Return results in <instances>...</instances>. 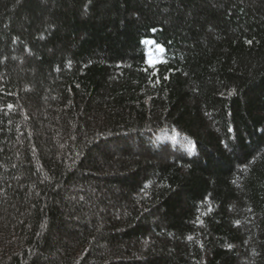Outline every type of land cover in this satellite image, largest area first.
<instances>
[{
    "label": "trees",
    "instance_id": "16d2710c",
    "mask_svg": "<svg viewBox=\"0 0 264 264\" xmlns=\"http://www.w3.org/2000/svg\"><path fill=\"white\" fill-rule=\"evenodd\" d=\"M0 264H264V0H0Z\"/></svg>",
    "mask_w": 264,
    "mask_h": 264
},
{
    "label": "rangeland",
    "instance_id": "374dc122",
    "mask_svg": "<svg viewBox=\"0 0 264 264\" xmlns=\"http://www.w3.org/2000/svg\"><path fill=\"white\" fill-rule=\"evenodd\" d=\"M158 132V131H157ZM163 138V140L164 141H166V140H170V137H168V136H164V137H162ZM174 139V138H173ZM148 144H152L148 139H147V141H146ZM174 143H176L175 141H173ZM156 143L157 144H159L160 143V141L158 140V141H156ZM185 146H186V143H185V141H182V142H179V143H176V146H174L176 149H177V151H183V150H185ZM188 148H186V150L185 151H188L187 150ZM168 152H170V153H172V151H168ZM181 153H183V152H181Z\"/></svg>",
    "mask_w": 264,
    "mask_h": 264
},
{
    "label": "snow or ice",
    "instance_id": "6c2138e0",
    "mask_svg": "<svg viewBox=\"0 0 264 264\" xmlns=\"http://www.w3.org/2000/svg\"><path fill=\"white\" fill-rule=\"evenodd\" d=\"M153 62L151 60H149V64H152Z\"/></svg>",
    "mask_w": 264,
    "mask_h": 264
}]
</instances>
